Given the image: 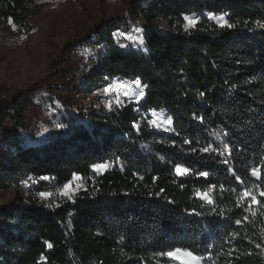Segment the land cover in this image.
<instances>
[{
    "label": "trees",
    "instance_id": "obj_1",
    "mask_svg": "<svg viewBox=\"0 0 264 264\" xmlns=\"http://www.w3.org/2000/svg\"><path fill=\"white\" fill-rule=\"evenodd\" d=\"M39 5L0 0V26L11 18L29 34ZM221 14L232 28L208 18ZM185 16L197 24L185 30ZM261 25L264 0H149L92 32L86 42L104 50L93 57L86 83L138 79L145 96L101 108L88 123L72 121L39 145L13 141L0 192L26 182L30 199L2 209L0 264H172L159 253L176 248L203 257L202 264H264ZM135 29L143 45L114 40ZM151 112L164 113L171 128L152 127ZM99 164L109 168L93 171ZM177 164L189 174L177 177ZM74 174L82 187L71 199L57 197ZM211 185L213 202L206 204L196 194ZM244 191L258 203H241ZM40 193L50 197L34 201Z\"/></svg>",
    "mask_w": 264,
    "mask_h": 264
},
{
    "label": "rangeland",
    "instance_id": "obj_2",
    "mask_svg": "<svg viewBox=\"0 0 264 264\" xmlns=\"http://www.w3.org/2000/svg\"><path fill=\"white\" fill-rule=\"evenodd\" d=\"M143 1L40 0L39 7L30 13L32 31L29 34L13 30L10 24L0 26V33L12 35L11 42L0 47V93L7 97L5 102H0V171L6 170L10 163L14 140L24 145H39L68 131L60 123H88L91 114L101 108L110 110L125 102L138 103L135 97L129 98L123 91H113L110 87L132 84V90L138 91L133 82L112 80L96 86L86 83L94 67L90 58L93 47L86 40L101 25L128 17L133 6ZM113 37L119 45L138 47L140 44L133 38L142 37V30L115 33ZM82 57L89 60L82 62ZM105 88L109 89L107 93ZM160 113H149V122L169 119ZM14 116H21L18 123L11 119ZM30 125L35 132L28 131ZM151 126L160 131L169 130L164 125ZM108 168L107 165L101 172ZM28 187L24 182L0 192V221L5 206H17L30 199ZM81 187L80 180L72 182L73 193ZM62 190L56 193L57 197L65 198L60 194ZM49 197L50 194L46 198ZM46 198L38 195L34 201ZM184 260L180 257L172 260V264H184Z\"/></svg>",
    "mask_w": 264,
    "mask_h": 264
},
{
    "label": "snow or ice",
    "instance_id": "obj_3",
    "mask_svg": "<svg viewBox=\"0 0 264 264\" xmlns=\"http://www.w3.org/2000/svg\"><path fill=\"white\" fill-rule=\"evenodd\" d=\"M227 14H221L219 16H212L210 15L208 18L210 20H215L217 22V24L220 27H227V28H232L233 25L228 23L225 19V16ZM184 20L186 21L185 24V30H187L188 28L194 27L197 24V19L195 18H190L188 16L184 17ZM8 23L10 25L13 26V30H15V25L13 24V20L11 18L8 19ZM261 27H264V25H261ZM122 34V33H121ZM138 44L143 45L144 44V39L142 37L140 38H133ZM121 47H124V45H121ZM133 84L135 85V88L138 89V91H133L132 90V84H113L110 87L112 88L113 91H123L124 95L129 96V98L135 97L137 102H139L140 100H142L145 96L144 93V87L141 85V81L140 80H134ZM109 91L108 88L104 89V92L107 93ZM130 94V95H129ZM204 93L201 92L200 96H203ZM153 115H156L155 113H153ZM160 116H163V113L161 112L159 114ZM172 120L171 119H167V120H152L150 121L151 125H155L157 128H160L161 125H164L165 128H171L172 126ZM133 127L136 128L137 125L133 124ZM185 143H188V141H185ZM202 151L204 153H208L211 151V146L209 147H205L202 149ZM224 151L227 152L228 151V146L225 145L224 147ZM227 161H225L226 163ZM107 165L105 164H99V165H95L93 167V171L95 172H101L102 170L106 169ZM175 175L177 177H181V176H186L189 174L190 169L187 167H182L181 165L177 164L175 169ZM229 171H231V169H229ZM251 175L256 178L257 180L260 179L261 177V172L259 169H253L251 171ZM199 176L201 177H205L207 178L209 176V173L207 171H201L199 172ZM44 179H47V177H44ZM81 179L80 176L78 175H73L72 177V182L75 181H79ZM239 179V178H237ZM72 182H69L68 184H65L63 186V190L61 191V195L64 197H68L69 199H71V196L73 194V189H72ZM77 187H80V185H77ZM214 185H211L207 188V191L204 192H197V198L201 201H203L206 204H211L213 201L211 199L210 194L213 192L214 189ZM42 198H46L48 196V193H40L39 194ZM261 196H264V191L260 192ZM251 200V204L249 205V207H251V205H255L258 203L256 196L252 195L249 191H244L241 193V203H243L244 200L249 199ZM255 214V213H253ZM237 223H239V221H237ZM49 248L52 247L51 244L48 245ZM259 247V246H258ZM159 255L163 256V257H167L168 259H172L175 260L177 258L183 257L185 258L184 260V264H200L201 260L203 259V257L195 255L193 252L188 251V250H184V249H180V248H176L173 251H162L159 253Z\"/></svg>",
    "mask_w": 264,
    "mask_h": 264
},
{
    "label": "built area",
    "instance_id": "obj_4",
    "mask_svg": "<svg viewBox=\"0 0 264 264\" xmlns=\"http://www.w3.org/2000/svg\"><path fill=\"white\" fill-rule=\"evenodd\" d=\"M148 1L149 0H144L143 1V4L146 5ZM140 21H142V18H140ZM11 40H12V35H8L7 33H4V32L3 33H0V47L3 46L4 44H6L7 42L10 43ZM103 50H104L103 47L102 46H99V45L98 46H95L92 50H90L91 51L90 54L92 53L90 58H91V63H93V66H94L93 57L95 56L96 52H101ZM88 56H90V55H88ZM81 60H82V62H86L85 60H89V59H88V57H87V59H85V57H82ZM6 98L7 97H6L5 94L0 93V102H5V100H7ZM60 125L61 126H66L67 127V130H68L69 126H70V125L62 124V123H60ZM57 126H59V123L57 124ZM28 131L29 132H35L36 129L34 128L33 125H30ZM4 171L5 170H1L0 171V178L2 177Z\"/></svg>",
    "mask_w": 264,
    "mask_h": 264
},
{
    "label": "bare ground",
    "instance_id": "obj_5",
    "mask_svg": "<svg viewBox=\"0 0 264 264\" xmlns=\"http://www.w3.org/2000/svg\"><path fill=\"white\" fill-rule=\"evenodd\" d=\"M12 156L11 157H9L10 158V162L12 161V157H13V154H11Z\"/></svg>",
    "mask_w": 264,
    "mask_h": 264
}]
</instances>
